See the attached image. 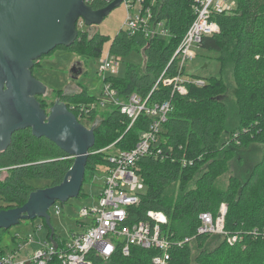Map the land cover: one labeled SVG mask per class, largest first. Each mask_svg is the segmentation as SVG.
Here are the masks:
<instances>
[{"label": "trees", "instance_id": "16d2710c", "mask_svg": "<svg viewBox=\"0 0 264 264\" xmlns=\"http://www.w3.org/2000/svg\"><path fill=\"white\" fill-rule=\"evenodd\" d=\"M113 1L87 0V4L93 10H101ZM143 1L152 7L156 20L164 22L170 36L149 39L142 33L130 35L122 29L113 40L110 53L126 58L142 49L145 69L141 72L137 64H129L124 78L108 77L106 81L125 99L137 94L144 100L149 98L150 105L169 101L172 110L155 148L162 153L144 157L138 164L145 189L140 193L139 205L129 210L128 223L147 221L148 211L163 212L169 220L163 228L165 234L180 240L195 236L200 244L197 264H264V149L262 159L248 170L246 179L231 176L227 190L217 196L229 207L225 228L229 236H237L236 242L230 244L227 238L197 233L199 214L216 212L215 184L228 172L229 162L236 158L242 166L252 145L264 146V0H237L235 13L215 14L212 20L219 25L220 33L204 37L198 44L199 48L218 52L220 59L230 51L238 98L233 123L230 107L223 100L227 87L216 77L204 78L202 87L189 85L186 95L173 92L172 86L162 82L154 89L164 72L166 77L175 74L176 62L171 60L196 18L197 0ZM90 31L78 28L77 40L69 47L58 48L86 58L99 55L104 37ZM37 99L47 111L42 96ZM98 100L84 88L74 95L62 94L60 100L80 122H92L100 112L104 113L102 123H95L96 143L90 151L86 174L89 170L94 172L99 163H109L106 153H92L112 144L122 151L132 149L150 123V118L142 115L129 129L128 116L117 107L101 108ZM73 163L74 158L50 140L33 136L31 129L15 132L9 147L0 152V168H9L7 177L0 179V211L22 207L37 190L33 179L50 182L48 187L61 184ZM192 180H196L195 188L186 190ZM177 182L184 191L173 207L166 203L164 195ZM2 232L7 231L0 230V238ZM54 238L58 242L64 240L56 235ZM190 243L172 247L171 264H191ZM157 253L135 247L125 256L118 247L108 260L94 252L90 259L93 264H153Z\"/></svg>", "mask_w": 264, "mask_h": 264}, {"label": "built area", "instance_id": "2783aa9c", "mask_svg": "<svg viewBox=\"0 0 264 264\" xmlns=\"http://www.w3.org/2000/svg\"><path fill=\"white\" fill-rule=\"evenodd\" d=\"M123 3L128 12L123 27L125 32L130 35L142 33L149 39H167L170 36L164 22L156 20L152 7L146 6L143 0L130 2L124 0ZM196 3L194 7L196 18L171 60L176 62L175 74L173 77H166L164 72L154 89L162 82L165 86H172L173 92L186 95L189 85L202 87L206 82L203 78L188 74L185 66L187 62L197 57L195 48L204 37L220 33L219 25L212 20L213 16L229 13L231 7L227 0H197ZM82 23L84 21L80 19L77 27ZM113 56L116 55L109 51L106 59L101 60L102 64L99 68L101 74L114 73L117 69L116 65L120 61L115 60L112 64ZM108 77L116 76L104 78L106 83L98 100V106L104 109L109 106L119 108L121 113L131 120L129 129L140 116L145 115L150 118L148 130L140 135V139L130 150L112 152L116 145L112 144L92 153H106V160L109 163L106 166L104 187L98 198V206L80 210V217L84 220L79 222L80 231H70L69 236L60 242L55 239L56 244L47 238L26 260L17 259L15 253H6L0 245V264H93L90 259L93 252L96 256L108 260L118 247L125 256H129L132 248L135 247L156 250L158 253L152 258L153 264H171L172 247H183L185 243L195 239L194 236L180 240L165 234L163 228L169 224V220L163 212L148 211L147 221L128 223L129 210L139 205L140 193L145 189L138 164L144 157L162 153V150L155 151V148L158 147L162 127L167 121L172 105L169 101L150 105L149 98L144 100L137 94L125 99L110 82L106 81ZM183 166H186L185 160ZM7 170L9 168H0V175ZM53 207L56 214H61V206L56 203ZM225 207L226 205H223L216 216L211 212L199 214L200 225L197 233L208 236L222 234L227 238L228 243H235L237 236H229L225 228ZM22 241L23 243L19 244V251L32 245L34 238L27 236Z\"/></svg>", "mask_w": 264, "mask_h": 264}, {"label": "water", "instance_id": "95a60500", "mask_svg": "<svg viewBox=\"0 0 264 264\" xmlns=\"http://www.w3.org/2000/svg\"><path fill=\"white\" fill-rule=\"evenodd\" d=\"M87 0H0V152L15 132L31 129L33 136L46 138L74 158L64 181L31 193L22 206L0 211V230L21 221L43 219L56 244L50 208L80 196L90 151L96 143L95 129L81 123L62 101L47 112L37 97L48 88L33 75L35 62L60 46L69 47L78 38L80 19L98 26L124 0H114L93 10ZM80 69L72 70L77 79Z\"/></svg>", "mask_w": 264, "mask_h": 264}, {"label": "rangeland", "instance_id": "374dc122", "mask_svg": "<svg viewBox=\"0 0 264 264\" xmlns=\"http://www.w3.org/2000/svg\"><path fill=\"white\" fill-rule=\"evenodd\" d=\"M130 1L131 0H129V2ZM227 1L230 3L231 7L229 14L238 11L239 4L237 0ZM127 16V9L125 4L122 3L121 6L113 10L100 25L89 27L85 23H82L83 25L81 24V26H78L79 30L82 28L86 31L91 29L90 32L92 34L97 33L104 37L101 53L97 56L86 58L70 50L57 48L51 54L39 59L38 66L34 70L36 73L34 76L48 88V92L45 95H42L45 105L48 107V112L50 111V106L52 104L61 100L62 94L74 95L76 94L74 91L76 89H87L90 95L99 99L102 96L104 85L106 83L104 78L107 76L124 78L129 64H137L139 70L144 72L146 61L142 49L132 52L131 55L126 58L113 56L112 64H114L115 60L120 61L118 65H116L117 69L114 73L108 72L106 74H101L99 72V68L102 64L101 60L106 59L113 40L124 27ZM195 51L197 53V57L186 63L185 68L187 73L197 75L203 79L216 77L218 81H222L226 85L227 91L223 100H225L230 107V121L233 123L235 120L234 112L237 109L238 98L233 63L230 59V51H227L221 59L220 54L216 51H209L199 47H196ZM74 68L82 71L77 79L72 77V70ZM103 114V112L99 113L98 117L100 119L96 117V119L92 122H89L88 120H81V123L88 128H96L95 123L99 125L100 122L103 121L104 117H101ZM263 149L264 146L260 143L252 145L249 148L248 153L245 155L246 162L242 166L236 158L229 162L228 172L219 177L216 181L215 199H217L219 194L227 190L230 184L231 176L240 177L241 180L246 179L248 170H250L254 164L262 159ZM117 150H119V147H114L112 152H116ZM106 166L107 165L102 162L98 164L94 172L91 170L87 171L81 195L78 198L70 199L65 204L59 202L57 203L61 206V214H56L55 207L50 208L49 213L51 217V225L55 230L56 236L66 239L69 236L70 231L78 232L81 230L79 222L84 220L80 217V210L86 207L93 209L98 206V198L104 187ZM8 171L9 170L0 175L1 180H4L7 177ZM32 182L37 189L46 188L50 185V182L43 179H33ZM195 186L196 180H192L185 186V188L186 190H193ZM183 191L184 189H182L180 182L173 183L166 189L164 200L167 204L175 207V205L181 200ZM217 201L218 202H215L217 208L216 212L215 214L212 212V214L216 216L220 212L221 207L226 205L224 210V212H226V224L229 207L225 202L218 199ZM6 231L7 232L1 233V247L4 248L6 253H15L16 258H20L21 260H26L31 257L33 250L39 249L42 242L46 240L50 234L46 223L40 218L21 221L20 224ZM27 236L33 237L34 243L19 251V244H22V240ZM213 236H221L223 240L226 238L225 236H222V234L211 235L210 237ZM197 242V240L193 239L190 243V248L192 250L191 264H197L195 262V258L199 251L198 246H200Z\"/></svg>", "mask_w": 264, "mask_h": 264}, {"label": "crops", "instance_id": "0c3cea01", "mask_svg": "<svg viewBox=\"0 0 264 264\" xmlns=\"http://www.w3.org/2000/svg\"><path fill=\"white\" fill-rule=\"evenodd\" d=\"M77 67H79V66H77ZM34 74L36 75V73L34 72ZM80 89H76V90H74L76 93L79 91Z\"/></svg>", "mask_w": 264, "mask_h": 264}, {"label": "flooded vegetation", "instance_id": "af4514ba", "mask_svg": "<svg viewBox=\"0 0 264 264\" xmlns=\"http://www.w3.org/2000/svg\"><path fill=\"white\" fill-rule=\"evenodd\" d=\"M35 69H36V68H34V70H35ZM34 70H33V71H34Z\"/></svg>", "mask_w": 264, "mask_h": 264}]
</instances>
